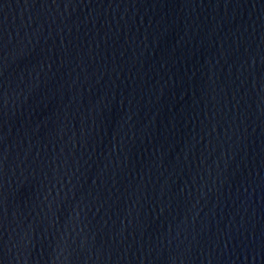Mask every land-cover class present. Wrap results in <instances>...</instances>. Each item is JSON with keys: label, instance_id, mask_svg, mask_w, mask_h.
Listing matches in <instances>:
<instances>
[{"label": "water", "instance_id": "95a60500", "mask_svg": "<svg viewBox=\"0 0 264 264\" xmlns=\"http://www.w3.org/2000/svg\"><path fill=\"white\" fill-rule=\"evenodd\" d=\"M0 264H264V0H0Z\"/></svg>", "mask_w": 264, "mask_h": 264}]
</instances>
